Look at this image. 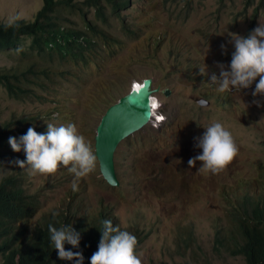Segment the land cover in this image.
Wrapping results in <instances>:
<instances>
[{
  "label": "rangeland",
  "instance_id": "rangeland-1",
  "mask_svg": "<svg viewBox=\"0 0 264 264\" xmlns=\"http://www.w3.org/2000/svg\"><path fill=\"white\" fill-rule=\"evenodd\" d=\"M248 1L131 0L120 17L112 15L107 7L109 22L101 20L96 9L86 8L94 20L122 40L123 48L111 56L96 47L89 51L86 66L56 61L57 69L63 66L72 72L64 80L61 75L57 77V86L40 83L54 89L48 98L56 103L16 100L0 86V132L6 124L42 115V123L34 126L36 130L46 133L47 123L75 124L94 153L103 99L118 86L121 90L126 87L127 93L133 83L149 78L155 80L154 97L161 102V111L142 133L131 135L117 148V186L106 183L98 161L95 170L81 178L62 165L55 174L30 175L27 167L21 169L11 163L21 153L14 152L8 141L0 148V182L10 174H23L29 194L41 198V214L72 203L81 218L101 212L103 201L129 233L133 228L142 231L138 254L142 264H245L241 257L215 251L214 232L215 226L226 220L228 201L241 197L246 189H255L256 194L264 192V95H252L258 77L247 89L219 92L211 75L219 77L217 63L230 71L235 51L230 33L247 37L264 25V8L255 17L263 0H257L255 6ZM43 3L0 0V24L17 18L34 20ZM62 8L65 22L82 29V12L67 4ZM123 19L137 34L123 32ZM30 46V40L24 42L22 55L0 52V69L21 64L22 52ZM204 65L207 75L200 74ZM38 92L41 96L48 94L41 87ZM202 99L209 101L199 104ZM59 109L63 111L60 116ZM158 115H163L165 122L158 124ZM216 122L232 134L238 155L215 174L198 171L200 161L190 168L189 159L202 154L196 138ZM150 134L155 137L150 139ZM30 224L33 226L34 220ZM187 227L192 246L179 248L178 235H185Z\"/></svg>",
  "mask_w": 264,
  "mask_h": 264
},
{
  "label": "trees",
  "instance_id": "trees-1",
  "mask_svg": "<svg viewBox=\"0 0 264 264\" xmlns=\"http://www.w3.org/2000/svg\"><path fill=\"white\" fill-rule=\"evenodd\" d=\"M43 1V6L34 20L17 18L12 22L0 24V52L20 53L24 42L31 41L30 49L22 52L24 60L21 64L0 69V86L16 100L39 99L44 103H56L55 99L48 98L50 94L55 93L54 89L40 84L50 82L57 86V77L61 75L64 80L72 75V72L63 66L61 70L57 69L56 61L61 65L76 63L86 66L89 65L90 50L96 47L100 50L102 48L112 56L124 45L121 39L114 37L94 20L86 8L96 9L97 16L109 22L106 8L111 9L112 15L120 17L121 10L128 8L131 0H86L80 3L74 0ZM256 2L257 0L248 1L253 6ZM66 4L68 7L79 9L84 15L82 29L72 27L65 22L62 7ZM263 8L264 0L257 7L255 17ZM253 20L257 22L256 19ZM123 32L127 35L137 34L125 19H123ZM29 62L30 64L25 66ZM40 87L44 92L48 91V94L39 95ZM125 92L126 87L121 90L118 86L103 99V115L109 106L125 95ZM37 96L41 98H35ZM41 116L4 125L0 132V148L5 147L9 137L19 139L27 133L29 127L42 123ZM16 127L18 128L15 129ZM149 136L150 139L155 137L154 134ZM20 153L19 160H24V151L21 150ZM40 203L39 196L29 194L28 187L23 181V174H10L1 180L0 264H75L74 260L59 259L54 243L50 240L49 225L57 229L71 226L80 233L78 248L68 243L64 246L65 250L81 251L84 257L83 264H91L92 255L98 251L105 219L111 220L113 227L119 226L122 231L130 232L121 226L116 216L110 212L111 208L105 207L103 201L100 202L101 212L81 218L78 217L74 204H69L62 210L41 214ZM227 203L230 204L227 222H221L215 228V251L235 258L242 257L245 264H264V192L256 194L255 189H246L241 197ZM31 220H34L33 226L30 224ZM188 230L189 227L185 228V235H178L179 248L188 249L192 246L188 239ZM131 234L138 240L135 249L138 256L143 233L133 228Z\"/></svg>",
  "mask_w": 264,
  "mask_h": 264
},
{
  "label": "clouds",
  "instance_id": "clouds-1",
  "mask_svg": "<svg viewBox=\"0 0 264 264\" xmlns=\"http://www.w3.org/2000/svg\"><path fill=\"white\" fill-rule=\"evenodd\" d=\"M229 35L235 47V51L232 53L230 71L225 70L223 64L217 63V67L220 69L219 77L215 73H212V84L218 85L217 90L219 92L233 89H247L258 77L259 80L255 85V90L252 92V95L253 97L264 95V25L260 24V26L256 27L247 37H242L234 33H230ZM221 48L224 49L225 46L221 45ZM200 74L207 75L206 65L200 67ZM141 83L143 82H139V84ZM135 84L138 83L135 82ZM135 84H132L131 87ZM131 87L130 90L132 89ZM127 93H125V95ZM152 107L156 108V111L159 112L162 106L157 102H153ZM62 113V109L61 111L59 109L58 115L60 116ZM157 117L158 119L156 120L158 124L165 122V117L163 115H158ZM39 130H36L34 127H29L27 133L20 136L19 139L16 137H9L8 143L11 149L14 152L23 150L26 154V161L17 159L11 163H14L21 169L27 167L30 175H35L37 173L55 174L60 169L61 165L68 168L76 178L85 177L95 170L96 161L99 163L95 153V145L93 146V153L85 137L78 134L75 124L70 123L67 126H54L52 123H47L46 133H43V130ZM140 132H142V130L131 135H136ZM130 136L123 141L129 139ZM196 140V147L202 149V154L189 159L188 165L191 168L196 166L197 161L202 162V167H200L198 171L205 170L214 174L218 173L225 169L239 152V148L232 134L219 122L208 126L203 136L197 137ZM117 148L112 154L115 176L117 157L115 162L114 155ZM69 165H71V167H69ZM23 181H25L24 177ZM72 187L73 190H76L77 185L73 183ZM69 204L72 203H68V205ZM229 208L230 206L227 208V217L226 220L222 221L223 223L227 222ZM220 223H218L217 226ZM217 226H215V228H217ZM49 232L50 240L54 243L59 259L68 261L74 260L75 264H83L84 257L81 251L73 252L71 250H65L64 246L65 243H68L74 248H78L80 243L79 232H76L71 226L57 229L51 225H49ZM131 233H133V231ZM131 233L122 231L119 226L113 227L111 220L105 219L103 221V231H101L102 238L98 245V251L92 255L91 264H142L141 259L135 252L138 240Z\"/></svg>",
  "mask_w": 264,
  "mask_h": 264
},
{
  "label": "water",
  "instance_id": "water-1",
  "mask_svg": "<svg viewBox=\"0 0 264 264\" xmlns=\"http://www.w3.org/2000/svg\"><path fill=\"white\" fill-rule=\"evenodd\" d=\"M154 86L155 80L152 78L144 80L142 84L133 85L129 93L107 109L97 127L95 153L101 173L111 186L117 185L112 161L113 151L125 138L143 130L154 119ZM199 102L203 104L205 100Z\"/></svg>",
  "mask_w": 264,
  "mask_h": 264
},
{
  "label": "bare ground",
  "instance_id": "bare-ground-1",
  "mask_svg": "<svg viewBox=\"0 0 264 264\" xmlns=\"http://www.w3.org/2000/svg\"><path fill=\"white\" fill-rule=\"evenodd\" d=\"M137 83H139V82H137ZM141 84H142V83H141ZM138 86H139V85H138ZM154 102H157V103L161 106V102H160L157 98L154 99ZM156 113H158V112L156 111ZM156 113H155V114H156Z\"/></svg>",
  "mask_w": 264,
  "mask_h": 264
}]
</instances>
